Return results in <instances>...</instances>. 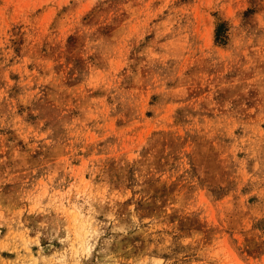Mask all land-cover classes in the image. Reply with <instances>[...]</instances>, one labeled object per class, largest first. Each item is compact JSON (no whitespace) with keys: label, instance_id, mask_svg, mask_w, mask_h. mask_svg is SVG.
<instances>
[{"label":"rangeland","instance_id":"1","mask_svg":"<svg viewBox=\"0 0 264 264\" xmlns=\"http://www.w3.org/2000/svg\"><path fill=\"white\" fill-rule=\"evenodd\" d=\"M0 264H264V0H0Z\"/></svg>","mask_w":264,"mask_h":264}]
</instances>
